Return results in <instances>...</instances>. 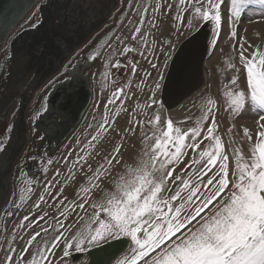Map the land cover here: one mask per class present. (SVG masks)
I'll return each instance as SVG.
<instances>
[{"label":"snow or ice","instance_id":"1","mask_svg":"<svg viewBox=\"0 0 264 264\" xmlns=\"http://www.w3.org/2000/svg\"><path fill=\"white\" fill-rule=\"evenodd\" d=\"M252 2L155 0L151 5V17L147 16L149 8L143 7L130 35L115 37L121 43L128 39L136 41L139 37L140 43L148 47L149 41L141 31L145 19H148L150 28L155 27L156 13L166 16L174 3L177 9L175 19L182 26L186 25L190 32L207 28L209 34L213 35V42L222 32L230 37L235 42L232 50L237 54L228 64L234 71L229 84L225 85L230 89L227 92L230 111L237 116L250 111L258 117L254 120L256 141L250 156H245L239 147H234L231 153L225 150V143L218 133L215 99L207 100L203 115L194 127L182 129L171 118L162 120L164 103L157 93L165 77L153 63L157 78L153 79V91L141 111L145 119H137L133 113V118L123 120L122 128L111 129L123 141L129 134L138 138L140 128H150L151 132L144 137L145 147L140 158L137 160L138 153L133 152L125 160L121 151L125 146L121 143L107 149L96 167L87 159L83 164L77 159L78 170L82 173L79 183L71 196L62 193L53 198L57 203L63 202L59 214L64 220H69V214L77 209L80 213H86L91 208L90 220L69 240L64 236V231H70L72 221L66 224L64 220L57 219L58 229L62 231L58 232L50 245L35 254L29 252L33 241L40 236L37 231L19 253L14 247L7 249L0 264H17L14 259L17 255L22 264H52L49 258L61 238L65 240L61 259L68 257L69 249L73 247L77 252L99 248L100 258L94 260L93 264H264V25L255 32L259 44L240 37L236 30L244 6ZM255 2L264 4V0ZM186 17L191 19L187 20ZM167 27L162 21V34ZM244 31L247 32V29ZM168 44L169 51L160 66L162 68L169 67L168 60L175 51L171 41ZM136 50L125 44L120 55ZM140 55L145 53L141 52ZM100 56L99 52L94 51L91 59L96 61ZM173 66L177 69L174 87L180 89L188 68L182 64L179 56L175 58ZM111 67L119 68L121 64L117 61ZM132 72H136L134 64ZM128 95L125 88H117L108 104ZM68 102H72L71 96ZM109 124L114 125L115 121L106 115L104 125L93 140H97ZM234 127L228 131L232 132ZM243 137L252 142L253 131L248 126L243 127ZM148 140L153 142L147 144ZM95 154L100 155L98 151ZM230 155L233 158L231 168ZM185 157H188L187 162ZM76 171L75 167L69 169V178ZM55 175L59 177V170ZM44 190L51 195L52 185L46 184ZM39 201H45V196L41 195ZM39 201L34 204L36 208H40ZM40 211L39 220H43L47 213L43 209ZM23 219L29 220V216ZM92 224L98 226L93 228ZM111 242H117L119 246L110 252L105 246ZM125 250L127 255H124Z\"/></svg>","mask_w":264,"mask_h":264},{"label":"rangeland","instance_id":"2","mask_svg":"<svg viewBox=\"0 0 264 264\" xmlns=\"http://www.w3.org/2000/svg\"><path fill=\"white\" fill-rule=\"evenodd\" d=\"M154 2L155 0H125L116 11L113 22L95 33L85 45L78 49L63 65L60 72L37 92L33 103L28 107L25 115L29 135L25 146L26 151L14 166L11 176V194L8 203L0 213V259L4 257L5 251L9 248L14 247L19 253L28 239L37 231L40 232V236H37L29 248V252L34 254L46 245H50L58 232L62 231L58 229L57 219L64 220L59 214L63 202L57 203L53 197H58L62 193L71 196L82 176L78 170L79 165L76 164L77 159H80L81 164L84 163V159H87L93 167H96L106 155L107 149L112 148L113 144L119 146L121 143L125 146L121 149L125 160H128L133 152L138 153L137 160L143 154L144 137L151 132L150 128L147 126L140 128L137 132L138 138L129 134L123 141L120 135L111 129L113 127L122 128L123 120L133 118V113H135V118L145 119L141 111L147 97L153 91V79L157 78V69H154L152 64L155 63L165 77L169 67L160 66L169 51L168 41H171V47L176 51L185 39L196 32H190L186 25L182 26L175 19L177 9L174 3L172 10L166 16L156 13L155 27L150 28L148 19H145L141 31L149 41L148 47L140 43L139 37L136 41L130 39L124 40L123 43L116 41V36L130 35L140 19V11L143 7L149 8L147 16L151 17V5ZM186 19L190 20L191 17H186ZM31 20L32 17L23 23L21 28L26 27ZM162 21L168 25L163 34L160 31ZM261 25H264V4L253 0L252 3L244 6L242 18L238 21L236 30L240 37L248 38L252 43L259 44L260 40L255 36V32ZM244 29H247V32ZM109 44L112 45L111 48L108 47ZM125 44L137 50L120 55ZM234 46L235 42L223 32L215 42H213V35L210 34L209 54L205 62L206 89L193 96L175 111L168 112L164 106L161 110L162 120L171 118L182 129L194 127L196 121L203 115L207 100L215 99L218 108L215 113L219 125L218 133L225 143V150L231 153L234 147H239L245 156H250V150L256 141L254 120L258 117L250 111H245L239 116L233 114L230 111L227 95L230 89L225 87L229 84L234 71L228 67V64L233 62L232 58L237 55L232 50ZM94 51L101 54L96 61L91 59ZM175 51L172 52L171 57ZM141 52L145 55H140ZM3 53L0 52V57ZM171 59L168 60V64ZM117 61L120 62L121 67H111V64ZM101 64L104 65L103 68ZM133 64L136 67L135 74L132 72ZM146 73H151V75H146ZM163 82L164 80L161 81L162 85ZM121 87L125 88L129 95L111 105L108 104L115 90ZM161 89L157 93L160 100ZM70 96L72 97L71 103L68 102ZM106 115L114 120L115 124H109L103 129L101 136L93 140V136L104 125ZM233 125L235 127L232 132H229L228 129ZM244 126H248L253 131L251 143L243 137ZM3 129L4 125L0 127V135ZM152 142L148 140L147 144ZM97 151L100 155L95 154ZM191 154L189 150V155ZM229 159L231 168L233 166L231 155ZM187 160L188 157H185V162ZM48 161L52 163L49 164ZM34 165L35 168H39L38 173L33 172L32 175L27 176L29 168ZM73 167L77 171L69 178V169ZM57 170L60 172L59 177L55 175ZM46 184L52 185L51 195L44 190ZM41 195L45 196V201H39ZM37 201L40 203V208L34 206ZM40 209L47 213L43 220H39L42 214ZM91 214V208H88L86 213H80L79 209L75 213H70L71 229L64 231V236L71 240L90 220ZM26 215L29 216V220L23 219ZM69 220H64V223L67 224ZM97 226L92 224L93 228ZM45 229L47 231H44ZM64 244L65 240L61 238L60 243L54 249V254L49 258L52 264H72L69 260L70 256L76 253L85 254L92 249L77 252L73 247L69 249V256L61 259ZM124 255H127V250ZM14 259L17 264H22L19 255ZM87 262L86 257L77 264Z\"/></svg>","mask_w":264,"mask_h":264},{"label":"water","instance_id":"3","mask_svg":"<svg viewBox=\"0 0 264 264\" xmlns=\"http://www.w3.org/2000/svg\"><path fill=\"white\" fill-rule=\"evenodd\" d=\"M124 1L0 0V52H4L0 57V127L4 125L0 135V212L11 194L14 166L29 139L25 123L28 107L67 60L113 22ZM30 17L32 24L21 28ZM209 38V30L202 28L185 39L173 55L161 89V101L168 112L206 89ZM177 56L188 68L180 89L174 87ZM118 246L111 242L105 247L111 252ZM99 252V248L87 251V264L99 259ZM83 256L77 253L71 259L78 262Z\"/></svg>","mask_w":264,"mask_h":264},{"label":"flooded vegetation","instance_id":"4","mask_svg":"<svg viewBox=\"0 0 264 264\" xmlns=\"http://www.w3.org/2000/svg\"><path fill=\"white\" fill-rule=\"evenodd\" d=\"M32 21H33V19L30 21L29 25L32 24ZM25 151H26V149H25ZM25 151H24V152H25ZM24 152H23V154H24ZM23 154H22V155H23ZM22 155H21V157H22ZM20 160H21V158L19 159V161H20ZM37 171H39V168H35V165H34L33 167H30V168H29V173L27 174V176H28V175H32L33 172L38 173ZM7 203H8V202H7ZM7 203H6V204H7ZM2 210H3V209H2ZM0 213H1V212H0ZM85 258H86V257H85ZM72 264H73V263H72Z\"/></svg>","mask_w":264,"mask_h":264},{"label":"bare ground","instance_id":"5","mask_svg":"<svg viewBox=\"0 0 264 264\" xmlns=\"http://www.w3.org/2000/svg\"><path fill=\"white\" fill-rule=\"evenodd\" d=\"M87 253V252H86ZM77 254V253H76ZM81 254H83V253H81ZM84 256L81 258V260L83 259V258H85V257H87V256H85V254H83ZM88 258V257H87ZM69 260L73 263V264H77L78 262H80L81 260H79L78 262H74L72 259H71V256L69 257ZM88 260H89V258H88ZM87 264V263H86Z\"/></svg>","mask_w":264,"mask_h":264},{"label":"crops","instance_id":"6","mask_svg":"<svg viewBox=\"0 0 264 264\" xmlns=\"http://www.w3.org/2000/svg\"><path fill=\"white\" fill-rule=\"evenodd\" d=\"M176 52V51H175ZM175 54V53H174Z\"/></svg>","mask_w":264,"mask_h":264}]
</instances>
